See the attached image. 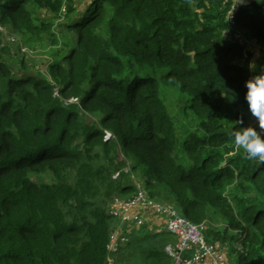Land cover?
Segmentation results:
<instances>
[{
    "label": "trees",
    "instance_id": "1",
    "mask_svg": "<svg viewBox=\"0 0 264 264\" xmlns=\"http://www.w3.org/2000/svg\"><path fill=\"white\" fill-rule=\"evenodd\" d=\"M233 3L91 0L78 13L73 0H0V23L63 54L43 79L10 65L0 43V264H106V208L137 194L126 180L134 172L149 199L175 203L191 221L218 214L225 228L207 239L236 244L238 264H264V165L231 138L240 115L249 124L246 81L264 74V49L249 64L235 30L264 48V3H239L231 24ZM56 19H67L61 27L76 44L60 43ZM162 87L187 97L196 128L176 129ZM98 152L111 172L94 164ZM47 173L51 184L31 180ZM169 240L146 232L119 261L172 264L162 251Z\"/></svg>",
    "mask_w": 264,
    "mask_h": 264
},
{
    "label": "rangeland",
    "instance_id": "2",
    "mask_svg": "<svg viewBox=\"0 0 264 264\" xmlns=\"http://www.w3.org/2000/svg\"><path fill=\"white\" fill-rule=\"evenodd\" d=\"M74 7L76 11L81 13L84 8L88 5H90L91 0H73ZM239 6L240 4L238 1L234 2ZM41 15V18H50V14H46L44 11L39 13ZM67 21V19H56L55 20V30L58 32V40L61 44H64L65 42H68L69 44H76V33H71L70 31H67L66 29L61 27V24ZM0 43L2 45H5L9 48L10 56L7 57L8 60H6L10 65L13 67L18 68L21 62H24L25 66L28 68V70H31V72H35L40 78L43 79H51L50 74L48 72V68L51 62H54L56 60H60L63 54H57L56 52L53 53V45L51 44V41L47 38H43L40 41H36L33 39H28V35H23L21 33H15L11 30L10 26L7 24L0 23ZM55 31V32H56ZM106 27H103L100 30V33L105 34ZM247 35V34H246ZM235 36H239V34H235ZM227 40L233 42L230 36L227 35ZM254 41H251V47L249 49L255 48V52H257V49H259V45L257 43H253ZM21 48L26 49V51L21 52ZM57 51L59 49H56ZM255 60V59H254ZM253 62V59L250 60V63ZM162 73V71L159 72V75ZM158 76V75H157ZM162 90V96L165 100L166 106L168 108V111L173 119V122L176 126V129L178 131H181L182 134H186L190 131H192L196 126L198 125L197 119L190 113L188 109H184V104L187 102V97L184 96L177 88L170 87V88H161ZM75 99L70 98L69 102H73ZM246 115H249V124H255L256 121L250 116V114L245 113ZM94 122H96V118H93ZM110 136H106L105 140H108ZM98 149H96L97 151ZM119 154V153H118ZM117 157V156H116ZM115 157L116 161H123V157L121 155L118 156V160ZM94 164L96 166L107 168L110 172L111 169L109 168L107 157L103 155L102 152L97 153V161H94ZM128 167V166H127ZM130 169V168H129ZM134 172V171H133ZM113 173V172H112ZM135 177L132 175L129 178H126V180H129L136 186H140V176L137 172L133 173ZM119 176L118 173L114 175V179H117ZM31 180L35 183H49L51 184L53 182V178L50 174H42V175H32ZM97 198V203L100 202L101 198ZM113 200L110 201V206H115V199H118L119 202H125L122 200L123 198L119 196H114L112 198ZM158 199V198H157ZM158 200L164 201L163 199L159 198ZM108 206V205H107ZM109 206V207H110ZM106 208V214H109L110 216L116 217L113 219L115 222H120L121 218L118 217L119 212L116 210H110ZM67 219L70 220L69 216H67ZM225 222L221 219V217L216 214L215 212L209 213V218L206 222V232L211 233H218L219 230H222V228H225ZM146 232V231H145ZM230 233V231L227 232V234ZM222 236H224V233H219ZM207 237V236H206ZM209 237V236H208ZM223 240V241H222ZM219 242L220 246L223 249V254H225V259L227 261V264H238L237 263V254L235 251V244L231 243L229 239L224 238ZM169 242V241H166ZM151 244L146 243V246H150ZM111 258H115L114 255L111 256ZM116 259V258H115ZM110 264H113V260L110 259ZM107 263V264H108ZM120 264H124V262H121ZM127 264V263H126Z\"/></svg>",
    "mask_w": 264,
    "mask_h": 264
},
{
    "label": "clouds",
    "instance_id": "3",
    "mask_svg": "<svg viewBox=\"0 0 264 264\" xmlns=\"http://www.w3.org/2000/svg\"><path fill=\"white\" fill-rule=\"evenodd\" d=\"M235 1H238V3L240 4H244L248 1H252V0H233V2ZM257 3H264V0H256ZM237 7V4L233 3L231 9L229 10V12L227 13V16L226 18L228 19V21L231 23V24H234L235 20H234V16H233V13L235 12V9ZM1 32V31H0ZM235 33H238L240 35L239 38H237L238 40L244 42V49L242 51V55H243V58L245 60H248L249 64H252L254 62V59L256 56H258L261 52V50H263L264 48L259 45V49H257V52H255V48L253 49H249V47H251V39H246V34L245 32H243L242 30H240L239 28L235 30ZM254 41V40H253ZM255 42V41H254ZM253 42V43H254ZM256 43V42H255ZM26 51V49L24 48H21V52H24ZM250 57V58H249ZM253 59V62L250 63V60ZM245 87L247 89L246 91V95H245V101H246V104H247V112L248 114H250V116L254 119V121H256L255 124H248L245 126V123H244V116L243 115H240L237 119H236V122H237V125L238 127L237 128H234L233 131L231 132V138L234 140L235 144L240 146V148L243 149V152H244V158L249 160V161H257L259 164L261 165H264V74H259V75H254L251 79L247 80L246 83H245ZM57 93V90H55V94ZM72 99H75V101L73 102H78V100L76 98H72ZM69 103V100L67 101ZM242 129V130H241ZM110 134V132H106V134ZM106 134L104 136V140L106 138ZM112 137V134H110V137L108 138V140ZM122 156V155H121ZM123 157V156H122ZM124 160V159H123ZM124 173H129L130 172V169H128V167H126L124 170H123ZM118 173V172H117ZM116 174V173H115ZM114 174V175H115ZM119 174V173H118ZM114 175H112V179H114ZM142 189L143 186L140 185ZM139 189V186H137V191ZM147 197H148V194L146 192V190L144 189ZM134 196V195H133ZM132 196V197H133ZM123 199H128V198H124V197H121ZM131 198V197H129ZM113 199H110L109 200V205L107 206V208L110 206V201H112ZM152 202H157V203H160L162 205H170L172 206L181 216L185 217L177 208H176V205L175 203L173 202H168V201H160L158 200L157 198H153V199H150ZM137 207H140V208H143V209H149L151 210L152 212H154L155 214L157 215H162V216H165L163 214H158L156 213L155 211H153L152 209L150 208H144V207H141V206H137ZM116 207L114 206H110L109 209L112 210V209H115ZM135 208V207H132L129 211V216L130 218L128 220H125L122 215H118V217L121 218V221L120 222H129L131 219L132 220H137V222L139 220H141V223H138L139 225L142 224L143 222V219L140 218V217H136V216H132V209ZM109 215V214H108ZM112 218H116V217H113V216H110ZM166 220H165V224H166V221H167V217L165 216ZM186 218V217H185ZM188 219V218H186ZM189 221H191L190 219H188ZM193 222V221H191ZM206 222H201L204 224L205 226V237L207 236V232H206ZM195 223V222H193ZM195 224H200V223H195ZM164 232H167L170 237H171V240H169V242H165L162 246V251L170 258L173 260L172 257H170L166 251H165V247L167 245H172L176 242V237L170 233L167 229H166V226H164ZM156 234V233H155ZM111 233L109 235V242L111 241ZM121 239V238H120ZM118 239V240H120ZM125 239L124 242L122 243H127L128 239L127 238H124ZM206 240L208 242H213L215 244H220L219 242H216V241H210L207 239L206 237ZM108 242V243H109ZM108 245V244H107ZM238 246L235 244V249L237 248ZM120 249V247H119ZM118 249V251H119ZM117 251V252H118ZM107 253L109 254L108 252V249H107ZM116 253V252H115ZM224 253V252H223ZM237 254V252H236ZM225 255V254H224ZM109 257V256H108ZM108 261V260H107ZM107 264V262H106ZM173 264H174V260H173Z\"/></svg>",
    "mask_w": 264,
    "mask_h": 264
},
{
    "label": "built area",
    "instance_id": "4",
    "mask_svg": "<svg viewBox=\"0 0 264 264\" xmlns=\"http://www.w3.org/2000/svg\"><path fill=\"white\" fill-rule=\"evenodd\" d=\"M235 38H239V36H235ZM107 135L110 136L108 133ZM122 200L125 202L115 199L114 207L116 208L112 210L118 211L125 220L130 218V209L137 206L150 208L167 217L166 229L176 237V242L167 245L165 251L173 258L174 264H227L222 247L206 240L203 223L195 224L189 221L170 205L152 202L142 188H139L133 197ZM138 223H141V220ZM120 241L124 242L125 239L121 238ZM119 247L118 238L114 239L111 236V241L107 245L109 254L117 252Z\"/></svg>",
    "mask_w": 264,
    "mask_h": 264
},
{
    "label": "crops",
    "instance_id": "5",
    "mask_svg": "<svg viewBox=\"0 0 264 264\" xmlns=\"http://www.w3.org/2000/svg\"><path fill=\"white\" fill-rule=\"evenodd\" d=\"M140 182V181H139ZM141 183V182H140ZM140 185H143L141 183ZM132 216L140 217L143 219V222L141 225L138 224L137 220H130L129 222H115L111 224V235L114 237V239L118 238H127V243L134 239L135 237L139 238L145 235V233L150 234H162L164 233V226H165V216L157 215L154 212H152L149 209H143L140 207H135L131 211ZM146 231V232H145ZM122 243L119 240L120 249L116 253H110L109 259L113 260V264H120L119 256L122 251H125V249H128V244ZM151 244V243H150ZM128 246V247H127ZM131 254V253H127ZM114 255L115 258H111V256ZM128 259V257H126ZM172 264L173 260L171 259ZM127 264H133L132 260L125 261Z\"/></svg>",
    "mask_w": 264,
    "mask_h": 264
}]
</instances>
